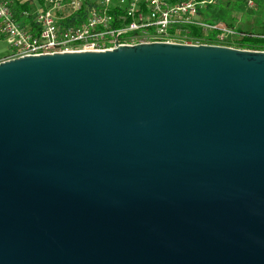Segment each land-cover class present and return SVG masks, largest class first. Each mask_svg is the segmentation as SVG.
<instances>
[{
  "label": "water",
  "instance_id": "95a60500",
  "mask_svg": "<svg viewBox=\"0 0 264 264\" xmlns=\"http://www.w3.org/2000/svg\"><path fill=\"white\" fill-rule=\"evenodd\" d=\"M0 264H264V51L0 61Z\"/></svg>",
  "mask_w": 264,
  "mask_h": 264
},
{
  "label": "built area",
  "instance_id": "2783aa9c",
  "mask_svg": "<svg viewBox=\"0 0 264 264\" xmlns=\"http://www.w3.org/2000/svg\"><path fill=\"white\" fill-rule=\"evenodd\" d=\"M33 0L31 12L16 19L11 0H0V33L8 44L6 60L55 52L105 51L145 42L211 44L234 47L239 34L223 20L202 19L212 0ZM236 0H232V2ZM246 10L256 0H242ZM192 27L200 29L195 34ZM214 43H205L206 38ZM264 40V34L259 36ZM264 51V43L261 44ZM242 49V48H239Z\"/></svg>",
  "mask_w": 264,
  "mask_h": 264
},
{
  "label": "trees",
  "instance_id": "16d2710c",
  "mask_svg": "<svg viewBox=\"0 0 264 264\" xmlns=\"http://www.w3.org/2000/svg\"><path fill=\"white\" fill-rule=\"evenodd\" d=\"M242 3V0H238ZM264 0H256V7H259L260 3ZM33 0H26L21 2L20 0H11V6L14 10L15 17L18 21L30 22L32 20V15L29 14L28 17H25L21 14L22 10H27L31 12ZM85 4L88 3V0L84 1ZM232 0H212V2L206 5L207 12L202 15V19L208 22H217L223 20L228 26L234 28L238 36H235L233 39V45L237 48L249 49V50H259L261 49V44L264 43V40L260 39V35L264 34V22L258 23L253 26L252 30L242 28L235 24L233 20V7ZM253 10V9H252ZM248 10L249 12H253ZM192 30L195 34H200V29L197 27H192ZM0 39H4V36L0 33ZM205 43H214L213 38H206ZM5 54L4 56H6ZM1 59V56H0Z\"/></svg>",
  "mask_w": 264,
  "mask_h": 264
},
{
  "label": "rangeland",
  "instance_id": "374dc122",
  "mask_svg": "<svg viewBox=\"0 0 264 264\" xmlns=\"http://www.w3.org/2000/svg\"><path fill=\"white\" fill-rule=\"evenodd\" d=\"M21 2H25L26 0H20ZM233 7V20L236 25L241 26L245 29L252 30L253 26L264 22V1H262L259 7H255L252 11L249 12L243 7V4L236 0L233 1L231 4ZM207 12L206 8L204 9V14ZM8 44L5 39H0V56L1 58L4 57L5 54L8 52Z\"/></svg>",
  "mask_w": 264,
  "mask_h": 264
}]
</instances>
